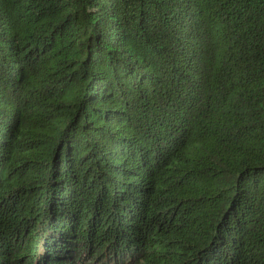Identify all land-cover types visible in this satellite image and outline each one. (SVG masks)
<instances>
[{
    "label": "trees",
    "instance_id": "1",
    "mask_svg": "<svg viewBox=\"0 0 264 264\" xmlns=\"http://www.w3.org/2000/svg\"><path fill=\"white\" fill-rule=\"evenodd\" d=\"M129 259L264 264V0H0V264Z\"/></svg>",
    "mask_w": 264,
    "mask_h": 264
},
{
    "label": "rangeland",
    "instance_id": "2",
    "mask_svg": "<svg viewBox=\"0 0 264 264\" xmlns=\"http://www.w3.org/2000/svg\"><path fill=\"white\" fill-rule=\"evenodd\" d=\"M109 255H111V252L110 253H108ZM103 256V255H102ZM102 256H100V258L102 257ZM98 258V257H97ZM89 259H91V258H89ZM92 260V259H91ZM96 260V259H95ZM102 259H100V260H98L97 261V263H99L100 261H101ZM93 261V260H92ZM123 263V261H121V263L120 264H122ZM134 263V261H131L130 259H129V261L126 263V264H133Z\"/></svg>",
    "mask_w": 264,
    "mask_h": 264
}]
</instances>
